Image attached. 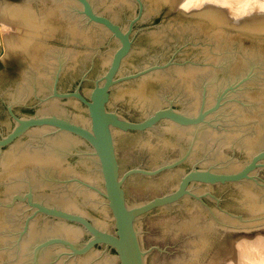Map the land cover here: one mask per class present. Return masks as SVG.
Masks as SVG:
<instances>
[{"label": "water", "instance_id": "1", "mask_svg": "<svg viewBox=\"0 0 264 264\" xmlns=\"http://www.w3.org/2000/svg\"><path fill=\"white\" fill-rule=\"evenodd\" d=\"M177 1L3 0L0 264H203L264 228V19Z\"/></svg>", "mask_w": 264, "mask_h": 264}, {"label": "rangeland", "instance_id": "2", "mask_svg": "<svg viewBox=\"0 0 264 264\" xmlns=\"http://www.w3.org/2000/svg\"><path fill=\"white\" fill-rule=\"evenodd\" d=\"M224 1H228V0H224ZM254 2H256V3H254ZM3 3H4L3 0H0V22H3V24L0 25L2 28V29H0V39L4 38V47L6 48L9 41H11L14 38L18 37L19 35H21L25 31V28H24V25L20 19H18L14 14H11V12H9L7 9H5V8H3V6H1V4H3ZM204 3L206 5L207 2H204ZM204 3H202V4H204ZM211 3H213L214 5ZM209 4L207 3L208 6L200 4L198 8L195 7V8L188 9V10L187 9L185 10L183 8H181V9H183L184 11H193V10L201 9L203 7L215 6L214 8H219L220 10H224L222 12H224L226 17L232 23H241V22H243V20L247 21V20H254V19H264V13H263L264 12L263 11L264 10V7H263L264 0L263 1L262 0H249L245 3V5H243V3H239L238 0H236L235 2L229 1L227 5L215 3L214 1L210 2ZM216 4L219 7L216 6ZM220 5H222L223 7ZM254 5L257 7H255ZM177 6H178V2L176 3L175 10L179 9V7H177ZM247 6L249 7V9ZM243 7L244 8L246 7L248 10L246 8L243 9ZM254 7H255V9H254ZM258 7H259V9H258ZM222 8H224V9H222ZM230 8H232V10ZM260 8H262V9L259 12L258 10H260ZM234 9H236V10H234ZM233 12H235V13L237 12L236 13L237 16L234 15ZM230 14H232V15H230ZM239 14H242V15L239 16ZM253 14H254V16H253ZM238 16L242 20H240V19L237 20V18H239ZM249 17H251V18H249ZM2 56H0V58ZM260 234L262 237H264L263 236L264 235V228H262V229L257 228V229H250V230H227L222 235V237L217 241V243L212 247V249L208 252L203 264H228L227 261H229L230 259H234L236 264H250L248 262L249 261L248 257H246L244 255V249H246V247L241 245L240 241H243V239L245 240V238L246 239L248 238V240H251V242H252L256 238V236H257V238L261 237ZM239 239H240V241H239V243H237V240H239ZM248 250L251 252V254H257L259 251L264 253L263 252L264 247H259V248L258 247H252L251 249L249 248Z\"/></svg>", "mask_w": 264, "mask_h": 264}, {"label": "bare ground", "instance_id": "3", "mask_svg": "<svg viewBox=\"0 0 264 264\" xmlns=\"http://www.w3.org/2000/svg\"><path fill=\"white\" fill-rule=\"evenodd\" d=\"M215 2V3H220V4H222V5H227L228 4V2L229 1H231V2H235L236 0H228V1H224V0H178L177 2H178V6L177 7H179V8H183V9H192V8H198L199 7V5L201 4V5H205V3L204 2H207L208 4L210 3V2ZM247 1H249V0H238V2L239 3H243V5H245V3L247 2ZM263 1V0H262ZM252 2V1H251ZM202 3H204V4H202ZM207 3H206V5H207ZM254 3H256V2H254ZM211 4H213V3H211ZM230 4V3H229ZM249 4V3H248ZM205 5V6H206ZM210 5V4H209ZM214 5V4H213ZM222 5H220V6H222ZM240 5V4H239ZM253 5V4H252ZM1 6H3V8H5V9H7L9 12H11L10 10H9V8L5 5V3H3V4H1ZM208 6V5H207ZM216 6H218L217 4H216ZM251 6V5H250ZM255 6V5H254ZM203 7V6H202ZM213 7H215V6H213ZM219 7V6H218ZM223 7V6H222ZM228 7V6H227ZM226 7V8H227ZM236 7V6H235ZM248 7V6H247ZM252 7V6H251ZM255 7H257V6H255ZM255 7H254V9H255ZM263 7H264V5H263ZM239 8V7H238ZM246 8V7H245ZM244 7H243V9H245ZM219 9V8H218ZM222 9H224V8H222ZM231 10H232V8H230ZM247 9V8H246ZM248 9H249V7H248ZM247 9V10H248ZM251 9V8H250ZM257 9V8H256ZM258 9H259V7H258ZM261 9L262 8H260V10H258L259 12L261 11ZM234 10H236V9H234ZM221 11H224V10H221ZM251 11V10H250ZM256 11V10H255ZM254 11V12H255ZM264 11V10H263ZM241 12V11H240ZM248 12V11H247ZM252 12V11H251ZM237 13V12H236ZM236 13L235 12H233V14L234 15H236ZM264 13V12H263ZM11 14H13L12 12H11ZM228 14V13H227ZM243 14V13H242ZM242 14H239V16L240 15H242ZM248 14V13H247ZM230 15H232V14H230ZM233 15V16H234ZM259 15V14H258ZM237 16V15H236ZM235 16V17H236ZM238 16V17H239ZM248 16V15H247ZM253 16H254V14H253ZM256 16V15H255ZM242 17V16H241ZM245 17V16H244ZM232 18V17H231ZM249 18H251V17H249ZM234 19V18H233ZM238 19H240V20H242L240 17L239 18H237V20ZM244 19V18H243ZM248 19V18H247ZM246 19V20H247ZM244 21V20H243ZM3 24V22H0V25H2ZM25 28V27H24ZM0 29H2L1 28V26H0ZM1 41V43H0V56H2L4 53H5V51H6V48L4 47V38L2 39H0ZM3 43V44H2ZM259 236V235H258ZM260 236H261V234H260ZM264 236V235H263ZM243 238V237H242ZM263 238V239H262ZM239 241H240V239L239 240H237V243H239ZM241 242V245H243V246H245L246 247V249H244V255L246 256V257H248V259H249V263L250 264H264V253H262L261 251H259L257 254H251V252L248 250L249 248L251 249L252 247H264V237H259V238H257V236H256V238L251 242V240H248V238L246 239L245 238V240L243 239V241H240ZM263 252H264V250H263ZM227 263L228 264H236V262H235V260L234 259H230L229 261H227Z\"/></svg>", "mask_w": 264, "mask_h": 264}, {"label": "flooded vegetation", "instance_id": "4", "mask_svg": "<svg viewBox=\"0 0 264 264\" xmlns=\"http://www.w3.org/2000/svg\"><path fill=\"white\" fill-rule=\"evenodd\" d=\"M109 65V64H108ZM108 67V66H107ZM107 69V68H106ZM106 71V70H105ZM104 71V72H105ZM104 74V73H103ZM75 90V88H73V89H71V90H68V91H74ZM83 93V92H82ZM90 93V92H89ZM89 93L86 95V94H84V95H86V96H88L89 95ZM81 103V102H80ZM83 105V104H82ZM171 105H173V104H169V105H165V106H160V107H158V108H163V107H168V106H171ZM173 107L174 108H177V107H175L174 105H173ZM158 108H156V109H158ZM156 109H154L153 111H155ZM179 109V108H178ZM153 111H151L150 113H152ZM15 112L18 114V115H21V113L23 114H32V113H34V112H32L31 110L30 111H28V112H24V111H21V112H18L16 109H15ZM149 113V114H150ZM164 120H170V121H173V120H171V119H162L161 121H164ZM161 121H159V122H161ZM159 122H157V124L159 123ZM173 122H175V121H173ZM130 131H136V130H130ZM85 141V144H88V145H90V143L88 142V141H86V140H84ZM12 144V143H11ZM6 147V146H5ZM2 149H4V147L2 148ZM83 182V181H82ZM84 184H87L88 186H90L87 182H85L84 181ZM29 191V190H28ZM27 191V192H28ZM32 192H33V190H31ZM26 192V193H27ZM25 194V193H24ZM34 194V193H33Z\"/></svg>", "mask_w": 264, "mask_h": 264}]
</instances>
